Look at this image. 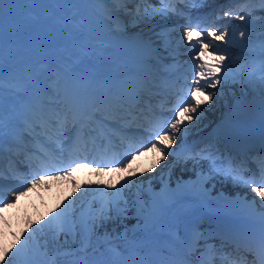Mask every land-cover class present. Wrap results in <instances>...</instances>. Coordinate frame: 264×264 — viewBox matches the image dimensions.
<instances>
[{
	"label": "bare ground",
	"instance_id": "bare-ground-1",
	"mask_svg": "<svg viewBox=\"0 0 264 264\" xmlns=\"http://www.w3.org/2000/svg\"><path fill=\"white\" fill-rule=\"evenodd\" d=\"M170 17L172 15H168L166 18L155 17L145 23L157 22L161 19H169ZM262 18L264 19V15H262ZM130 20L131 18L129 17L128 24H131L130 27L137 28V31L142 30L141 28L145 23L133 26ZM54 26L57 27L59 34H56L53 45L50 49L46 50L44 56L46 59H51V62H56L57 57L55 54L61 53L63 63H66L64 57H70V54L74 50L68 43H65L61 47L59 43L69 34L68 31L66 33L65 29H60L56 20ZM46 27L48 29V24ZM46 27L43 25L39 33L44 34ZM75 32L77 36H80L79 42L82 45L83 51L87 53L103 54L106 48L112 46L137 57L154 54L153 49L146 46L145 42L147 41L142 38L139 39L138 36L127 42L116 41L114 39L117 43L104 45L98 41L100 39L98 35L89 32L84 26L78 32L75 29L72 34ZM99 32L107 36L104 32ZM85 33H88L89 37H85ZM211 43L215 47H227L226 44L223 46L215 42ZM124 49L127 51H124ZM52 52H54V56ZM82 56H78V60H81ZM112 57L115 58V56ZM108 63L110 65L99 64V68L104 73V85L108 88H117L121 84V78L127 77L126 71L129 69L117 60H112ZM224 64L225 70L218 69L217 73L222 77L227 76L228 83L221 87L229 90L236 89L238 91L237 95H234L233 98L231 97L230 109L224 113L216 111L212 107L208 109L205 104L202 105L199 111H207L208 116L188 122L187 132L185 133L182 129L177 134V139L168 147V152L171 154L167 155L164 160H161V152L149 148L148 151L142 152L141 155L132 160L122 172L113 173L109 170L97 174L94 167L81 166L72 171V177L65 176L61 179H53L50 176V178L45 179L35 187H32V180H27L28 184L26 185L31 186L32 190L19 195L18 198H16L15 194H10L11 198H15V204L7 206L5 209H0V262L7 261L8 264H79L80 257L86 255L88 264H120L118 261H129L136 255H142V262L146 264L145 261H149V258H151V256H147V253L161 252L163 246H167L173 252L172 255H176L175 251L178 249V241H186V238L189 237L190 240H193L195 236L206 230H203L205 225L203 220H197L195 228L184 227L183 225L188 219L191 221L196 220L197 209L200 207H208L209 209L218 211H236L242 209V213L244 214L248 212L254 214L252 212L253 208L264 206V201L252 191L251 186L246 187L243 183H238L233 178L217 175L207 184L201 185L197 182V173L201 170L206 173L209 168L208 162L202 160L194 169L193 161L185 159L184 153L178 152L187 144L192 143L194 138L200 139L204 135L202 134L203 131H207L206 135L208 134V139H217V147L211 149V153L217 156L216 149L226 146V135H230L231 133L249 134L263 127L264 98L260 99L263 92L255 89L257 86L254 83V75L238 71V69H235L231 65H227L226 62ZM178 65H180L179 62H177ZM188 65L186 68L187 71L191 70L190 76L192 79V64ZM0 66L5 69L3 74V89L5 93H3V96L7 100L11 95V91L20 88L19 85L22 84L27 76L25 75V77L21 78V74L17 75L18 67L13 68L7 65L5 59L1 61V54ZM172 67L173 65H170L167 68ZM233 75L236 76L235 80L231 78ZM66 78L68 79L67 90L78 91L73 86V78ZM11 79H16V85H12V83L7 85ZM191 79L188 83L189 86L191 85ZM256 80L259 82L258 78ZM247 88H249V93L244 94ZM7 89L12 90L8 91ZM194 95L199 100V94ZM217 100L214 98V103ZM9 105H4V109ZM240 111H243L244 114H240ZM9 116L8 108L5 114L6 119ZM203 125L204 130H201V126ZM192 128H197V132L194 133L191 130ZM236 163L240 164L239 161L233 160V164L236 165ZM154 165L155 168L153 169ZM183 166H188L190 171H185L182 168ZM145 169L153 170L145 173L143 176L136 175L133 187L130 190L125 189L124 191L123 199L129 201L128 211L125 214L127 218L121 217L114 222H109L105 226L107 234L105 228H99L92 233L87 254L80 252L74 255L66 254L80 247L81 238L79 235L75 238L71 235L65 238L61 234L58 241H54V243L49 245L44 244V239H39V237H47V233H50V236H52V233L48 229L41 231L38 227L39 225H43L50 218V214L53 213V211H49L48 215H44V209L48 204H54L55 209L59 211L65 203L71 200L75 202L77 215L81 212L85 214L96 212L100 209V198L97 193L91 190H85L82 194L81 186L87 185L89 182L92 185L99 183L100 186H106L108 183L116 184L117 180L122 176L127 177L130 172L142 173L145 172ZM73 180L75 183L72 182ZM187 192L188 194L186 195ZM176 195H179L178 199H181V203L179 204L178 199L175 198ZM253 200H255V203H253ZM190 211H193L192 215H190ZM182 214H186L184 218H181ZM260 215L262 213L253 216ZM4 219H7L5 225L3 223ZM129 225L134 229L146 231L145 235L126 236ZM33 229H36V231L33 232ZM30 233H32V238L29 239L26 245L25 253L18 254L10 260L4 256L2 249L8 248L14 252L15 248L12 246L16 245L19 247V242L23 241ZM99 236L105 242L101 247L95 246V240H98ZM77 237L80 241H77ZM37 239H39V243ZM144 240H149L151 246L145 244L139 247L141 242L145 243ZM157 241L162 243L158 245L154 244ZM51 249L55 250L53 255L58 253V249L61 250L63 255L62 261L55 262L54 260H48L49 250L51 251ZM131 250L134 251L129 253ZM140 262L141 260L132 264H140Z\"/></svg>",
	"mask_w": 264,
	"mask_h": 264
},
{
	"label": "snow or ice",
	"instance_id": "snow-or-ice-1",
	"mask_svg": "<svg viewBox=\"0 0 264 264\" xmlns=\"http://www.w3.org/2000/svg\"><path fill=\"white\" fill-rule=\"evenodd\" d=\"M15 2L16 0H0V34H2L5 5ZM55 2H60V0H55ZM63 2L115 4L117 7L108 10L107 19L112 21V23L118 24L120 20L118 13L123 12L124 15L131 18L130 23L133 26H139L155 17L166 18L169 12L175 13V7H169V5L184 3L191 4L195 7L199 3H202L203 0H160V3L164 6L162 8L152 9H142L139 7L141 3H146L147 0H63ZM244 2L248 3L250 0H244ZM258 2L264 8V0H258ZM129 3L136 4L137 7L134 10L128 9L127 5ZM251 14L250 10L244 8L239 12L231 9L223 12L224 17H235L241 21L245 20L246 16L250 19ZM72 19H74V16L70 18V22ZM193 32H197L195 37L193 36ZM227 35V28H200L199 23L193 24L191 18H189V22L182 28L181 36L182 42L190 49L188 54L192 58L191 85L185 94L184 101L172 109L173 115L169 118V121L164 122L163 126L154 132V139L150 136L147 143H140L137 146L130 144L126 155L110 159L93 158L89 160L88 156L84 154L96 150L97 138L91 134L95 129L89 130L90 124L96 119L97 113L104 108H114L118 113L125 112L124 101L111 99L107 92L102 93L99 97L88 99L82 97L78 91H70L67 89L60 91L63 73L61 70L54 69L51 72V76L48 77L52 81L48 88L41 89L39 87V81L31 77L28 83L19 85V87L30 92L31 98L22 105L19 111H16L14 115H10L6 122L3 104V70L2 66H0V156H2L6 135L12 137V140L18 148L27 151L24 144V132L17 131L20 127L33 139H39L41 134H43L52 141L56 145V149L59 150L58 154L56 150H53V152H44L38 157L39 163L37 164V170L31 177L32 187L47 179L50 174L53 179H61L65 176L70 177L72 171L81 166L94 167L97 174L109 170L113 173L122 172L132 160L141 155L142 152L148 151L149 148L161 152V160H164L167 155L171 154L168 152V147L177 139V134L182 129L186 133L188 122L199 119L202 115L199 111L201 106L211 103L213 97L219 95L218 88L228 83L227 76L222 77L217 73L218 69L225 70L224 62L226 57L224 55H217L215 46L211 43V40L225 41ZM239 35L243 38L245 33L241 31ZM157 36L164 37L167 40L168 33L162 31ZM153 43L151 40L145 42L148 47H151ZM210 49L212 50L210 51ZM87 56L88 53L84 52L83 58L80 60L81 64H83ZM205 57H211L212 63H209ZM73 70L77 71L78 66ZM231 78L235 80L236 76L233 75ZM260 81L264 84V75L260 77ZM81 83L84 87H91V83L84 78H81ZM49 89L51 92H49ZM209 89H216L217 91H208ZM110 91L109 89L108 92ZM200 93L206 94L208 100L205 101L203 98L197 100L194 94ZM49 95H52L51 99L45 98ZM120 118L125 119L126 117L121 116ZM13 120L16 123H13ZM104 122L106 121H102V123ZM69 132H73L74 135L70 136ZM89 145L92 147L89 148ZM66 146L67 155H65ZM29 159L31 160V157ZM188 159L193 161L194 169L202 160L208 162V171L205 173L201 170L197 173V182L201 185L207 184L217 175H223L225 177L231 176L238 183H243L246 187L251 186L252 191L264 200V166L261 168L259 181L257 182L255 179H241L233 175L237 172V169L233 165L232 158L218 157L211 152L206 154L205 150H202L188 157ZM154 168L155 165L153 166ZM153 169H145V172L138 174L130 172L129 176H122L117 180L116 184L108 183L106 186H100L99 183L92 185L89 182L87 185L81 186L82 194L85 190H91L97 193L100 198V209L93 213L85 214L81 212L77 215L75 202L69 200L59 211L53 209L50 218L43 225H39V229L41 231L48 229L52 233V238L55 241L59 240L61 234L65 238L69 235L73 238L79 235L81 238L80 247L66 254L74 255L76 252L87 254L92 233L99 228H105L107 234L105 226L109 222H114L121 217L127 218L125 214L128 211L129 201L123 199V195L125 189L130 190L133 187L135 176H143ZM0 180H2V177H0ZM72 182L75 183L74 180ZM24 188L26 191L27 185ZM13 191L16 193V198L24 194L19 189ZM11 202H14V200ZM253 203H255V200H253ZM8 204L9 201L3 196V185L0 183V205L7 207ZM35 231L36 229H33V232ZM31 238L32 233L26 236L23 241L19 242V247L13 245L12 247L15 248L14 252L8 248L2 249L4 256L10 260L18 254L25 253L26 245ZM254 255L255 259L251 264H264V237L261 238L258 250ZM0 264H8V262L2 261ZM79 264H88L86 255L80 257ZM222 264H226V258H222ZM233 264H236V262H233Z\"/></svg>",
	"mask_w": 264,
	"mask_h": 264
},
{
	"label": "rangeland",
	"instance_id": "rangeland-1",
	"mask_svg": "<svg viewBox=\"0 0 264 264\" xmlns=\"http://www.w3.org/2000/svg\"><path fill=\"white\" fill-rule=\"evenodd\" d=\"M18 3L19 2L16 0L15 3L5 5V17H3L2 34H0V48L6 49V63H10L14 67H17L18 63L25 64L26 67L30 66L31 64H28L27 60H29V62H35L38 67L41 65L43 66L44 62L48 63L49 60L45 59L44 53L47 49H49V47H51V44L56 38L57 30L54 27V21L57 20L58 24L62 27H68L69 32L73 31L75 28L79 27L78 9L83 11L87 18V21L83 22L82 25H86L90 30H93L92 28L97 30L102 29L106 30L108 34L112 33L110 29H106L107 26L103 23V20H105L106 23L109 20L106 18V16L102 15V13L96 11L92 3H78L80 5L79 8L76 7V3H64L63 0H60V2H55V0H28L27 3L20 8ZM110 9H112V7L108 8V10ZM8 11H11V13L7 15ZM95 11L100 14V17H102L100 18L96 16ZM251 11H254V13L256 14L254 15L253 13L258 26L264 27V19L262 18V15H264V8H262V6L260 5L255 7ZM120 14H123V12H120ZM73 16L74 19H72L70 22V18H72ZM41 22L43 24L49 25L48 30H45L44 34L39 33ZM150 23L152 22L145 23V25L143 26H146ZM168 25H171V23H168ZM168 25L159 27L155 31L151 32V34H154L153 37L159 40V37H155V35L162 31L170 32ZM132 30L134 29L128 30L127 33H132ZM175 30L177 31V29ZM257 32L258 36H260V40L253 42L251 48L256 49V52H259V54L262 55L263 58H260L258 60L257 65L254 64V62H251L252 60H247L246 58H244V65L248 64V66H256V70L254 71L252 69L251 73L256 76H254V83L257 86L255 89H258L259 92H263V94H261L260 96L261 99L264 98V84H262L260 81V77L264 75V28L258 30ZM70 35L71 34H69V36ZM163 38L164 37H161V39ZM76 39L78 40V37H74L73 41L79 45V42H76ZM99 57L103 59L106 56L102 57L95 55L94 59H98ZM257 78L259 79V82L256 80ZM208 91L217 90L209 89ZM218 92L219 95L214 96L212 102L206 105L208 109L212 107L216 111H222L225 113L230 109L229 107L231 103V97L233 98L234 95H237L238 91L236 89L229 90L225 88H218ZM245 93H249V88H247L244 94ZM214 98L218 99L215 103ZM203 100L207 101L208 97L204 96ZM201 113L202 115L200 117L208 116L207 111H202ZM239 113L244 114L243 111H240ZM53 209V205L47 206V208L44 209V215H48V211ZM131 230L132 228L130 227V230H128L129 233L127 234L132 235L133 233ZM39 239H44V243L46 245L50 243L49 234H47V237H39ZM39 239H37L38 243L40 242ZM51 241H53V238L51 239ZM95 244L97 245V242ZM60 251L61 250L58 249V252ZM50 252V254L53 255L54 251ZM55 260L58 261L57 258H55Z\"/></svg>",
	"mask_w": 264,
	"mask_h": 264
}]
</instances>
